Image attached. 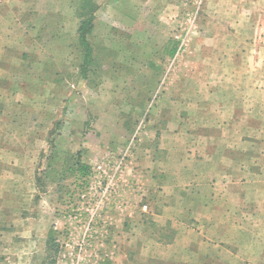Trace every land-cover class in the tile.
Masks as SVG:
<instances>
[{
    "label": "rangeland",
    "instance_id": "374dc122",
    "mask_svg": "<svg viewBox=\"0 0 264 264\" xmlns=\"http://www.w3.org/2000/svg\"><path fill=\"white\" fill-rule=\"evenodd\" d=\"M0 218L49 240L0 264H264V0H0Z\"/></svg>",
    "mask_w": 264,
    "mask_h": 264
},
{
    "label": "crops",
    "instance_id": "0c3cea01",
    "mask_svg": "<svg viewBox=\"0 0 264 264\" xmlns=\"http://www.w3.org/2000/svg\"><path fill=\"white\" fill-rule=\"evenodd\" d=\"M222 161H217L216 162V168L217 170L219 169V167H222ZM189 210V208H188ZM25 220H23V223H21L19 227H17L15 224L13 225L14 227L18 228L19 230H14L11 229V225H4V221L3 218H0V242L1 241H11L12 242V249L9 250V246L5 248V255H1L3 257L0 258H4L7 259V257H24L25 260L27 259L26 257H28L29 259L33 260V258H38V257H46L48 256V241L46 242V249H42L41 252L39 253V251L37 250H33V247H31L30 244V238L33 237V219L32 218H24ZM22 220V219H21ZM7 222V221H6ZM2 228H4V230H2ZM47 234V233H46ZM49 238V237H48ZM47 238V239H48ZM234 240L232 241V243H230V245L233 247H238L239 248V244H240V240L237 237H233ZM13 240V241H12ZM26 240V241H25ZM159 241V240H158ZM220 242H224V241H220ZM228 243V242H227ZM29 245V246H28ZM239 250H232V255H237ZM38 261V260H37ZM27 264H37L34 261H29Z\"/></svg>",
    "mask_w": 264,
    "mask_h": 264
},
{
    "label": "trees",
    "instance_id": "16d2710c",
    "mask_svg": "<svg viewBox=\"0 0 264 264\" xmlns=\"http://www.w3.org/2000/svg\"><path fill=\"white\" fill-rule=\"evenodd\" d=\"M93 19H94L93 17H89L86 21L82 22V24L78 28L79 44L85 49L84 67L89 64V60L92 56L91 47L86 39V35L88 32V28L92 23Z\"/></svg>",
    "mask_w": 264,
    "mask_h": 264
},
{
    "label": "built area",
    "instance_id": "2783aa9c",
    "mask_svg": "<svg viewBox=\"0 0 264 264\" xmlns=\"http://www.w3.org/2000/svg\"><path fill=\"white\" fill-rule=\"evenodd\" d=\"M121 163L117 165L116 170L120 169Z\"/></svg>",
    "mask_w": 264,
    "mask_h": 264
}]
</instances>
